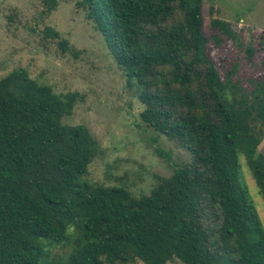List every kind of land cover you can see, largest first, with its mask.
<instances>
[{
  "label": "trees",
  "instance_id": "trees-1",
  "mask_svg": "<svg viewBox=\"0 0 264 264\" xmlns=\"http://www.w3.org/2000/svg\"><path fill=\"white\" fill-rule=\"evenodd\" d=\"M42 3L46 16L57 7ZM202 3H79L136 86L141 123L192 157L146 196L85 179L99 144L64 123L84 94H57L22 68L0 79V264H264V229L240 171L243 159L264 204V56L242 76L244 59L264 55V33L245 44L213 18L206 38ZM42 36L68 50L54 29ZM229 41L236 54L223 53Z\"/></svg>",
  "mask_w": 264,
  "mask_h": 264
},
{
  "label": "rangeland",
  "instance_id": "rangeland-1",
  "mask_svg": "<svg viewBox=\"0 0 264 264\" xmlns=\"http://www.w3.org/2000/svg\"><path fill=\"white\" fill-rule=\"evenodd\" d=\"M80 1L57 0L56 9L46 16L42 0H0V79L22 68L57 94H84V100L76 104L64 123L84 125L99 144L100 151L90 163L85 179L123 187L134 197L146 196L159 178L171 175L174 165L189 164L192 157L141 123L143 106L137 99V88L134 83L127 85L125 73L113 60L93 23L87 20ZM201 13L206 38L215 33L210 26L213 18L230 25L245 44L256 46L264 33V0H203ZM45 27L61 34L68 42L67 51L59 48L57 40L42 36ZM226 44L223 53L236 54L232 41ZM263 56L257 48L250 61H242L243 79L252 78L254 66ZM225 64L229 65L230 60ZM156 149L169 154L170 162L160 158ZM258 150L264 155V139ZM240 171L264 229V204L243 159ZM66 250L67 247H56L52 252L63 254Z\"/></svg>",
  "mask_w": 264,
  "mask_h": 264
}]
</instances>
